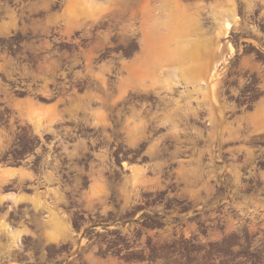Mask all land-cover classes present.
<instances>
[{
	"label": "flooded vegetation",
	"instance_id": "obj_1",
	"mask_svg": "<svg viewBox=\"0 0 264 264\" xmlns=\"http://www.w3.org/2000/svg\"><path fill=\"white\" fill-rule=\"evenodd\" d=\"M126 1L143 5L146 0H116V3L120 5ZM148 1L158 5L162 12L169 2ZM219 1L180 0L183 4L201 3L206 8L209 3ZM235 2L239 10L234 24L231 23L227 29L209 26L208 16L203 12L200 16L204 25L201 29H206V32L220 31L219 44L222 48L216 55L215 63L224 74L220 76L222 86L216 105L209 98L208 67L204 74L203 70L199 73L197 67H188L199 73L191 76L185 73L182 65H178L177 78L173 80L193 82L200 77L201 91H193L191 84L187 87L173 85L171 89L137 92V96L126 94L116 101L118 93L109 90L106 118L104 122L97 123L92 116L95 106H81L82 98L85 99L84 104L92 103L88 93L81 91V73L82 70L98 72L97 67L105 63L106 82L112 83L116 76H124L122 72L126 73L124 68L128 59L122 64L120 53L125 47L127 50V43L123 47L118 37L109 40L105 55H101L99 60L92 59L87 63L81 60L78 50L73 58L46 59L40 83H35L27 91L21 88L0 92L3 96L30 99L45 107L52 106V112L45 114L40 126L16 121L14 133L8 126L13 117L5 114L1 119L0 116V128L3 126L6 130L7 140L4 143L6 148L0 152V169L15 172L0 179V195L7 196L0 200V214L7 212L10 230H28L18 240L19 250L12 253L22 260L11 261L13 256L10 252V255L0 256V264H83L82 259L86 257L108 256L97 252L104 247L114 250L115 257H123L139 249L135 243L142 241L143 219L104 218L95 213L104 209L119 210L123 204L81 203L82 191L88 189L94 178L104 179L108 185L109 200H116L118 182L123 184L126 181L130 162L156 164L162 183L167 185L158 191L163 196L195 193L198 185L185 189L179 171L199 172L203 204L189 205L191 210L206 209L209 193L207 179L212 163L217 173L224 172L226 165L227 169L230 164L239 165L243 172H247L243 177L250 179L252 185L260 183L264 173V130L256 128L260 123L252 120L250 115L264 105V0ZM247 2L254 5L249 9L245 5ZM121 8L122 5L116 6L110 19L130 16ZM140 35L141 32L133 33V40ZM91 38L93 35L84 37L83 43H88ZM81 40V34L76 33L73 38L76 46L79 47ZM66 41L63 38L58 40L61 45ZM225 99L229 104L227 107ZM134 125H137V132L130 133ZM226 126L232 127L230 136L233 138L227 139ZM246 136H249L254 150L248 160L245 159V150L237 153L231 150L241 145L240 140ZM210 145L215 148L213 157ZM235 158L241 161H233ZM20 170L23 171L21 175ZM218 186L216 192L223 193L221 184ZM260 192L264 193V190ZM10 195H41L44 210L71 212V218L63 220L60 236L47 240L46 232L51 226L45 224L46 220L22 213L35 209L31 201L15 204ZM87 210L88 213L83 212ZM202 229H207V223Z\"/></svg>",
	"mask_w": 264,
	"mask_h": 264
},
{
	"label": "rangeland",
	"instance_id": "obj_2",
	"mask_svg": "<svg viewBox=\"0 0 264 264\" xmlns=\"http://www.w3.org/2000/svg\"><path fill=\"white\" fill-rule=\"evenodd\" d=\"M121 5V10L129 12L130 16L119 20L110 19L114 8ZM237 5L235 0H221L209 3L206 8L201 3L183 4L180 0H169L167 8L162 12L158 5L148 0L143 5L128 1L119 5L116 0H0V92L21 88L27 91L35 83H40L46 59L73 58L78 50L81 60L87 63L92 59L99 60L101 55H105L109 40L118 37L123 47L127 43V50L125 47L120 53L122 64L128 59L124 68L126 73L122 72L124 76L120 74L112 83L106 82L105 63L97 67L99 73L93 70H82L81 73V91L87 92L89 101H92L91 104H84L85 99L82 98L81 106H95L92 116L97 123L104 122L106 118L109 90L118 93L114 99L116 101L126 94L137 96V92L171 89L173 85L187 87L191 84L193 91H201L200 77L193 82L173 80L177 78L178 65H182L185 73L191 76L199 75L202 70L204 74L208 67L209 98L216 105L222 86L220 76L224 74L223 69L209 55L196 59L193 52L209 48L214 49L218 55L222 48L219 44L220 31L208 30L209 34H200L206 32V29H201L204 25L200 16L202 12L208 16L209 26L227 29L231 23L234 24V17L239 10ZM245 5L250 9L254 3L247 2ZM116 30L118 32L113 34ZM140 32L141 35L133 40L132 34ZM76 33L82 37L79 47L73 41ZM142 33L149 34V42L143 43ZM91 35L92 40L83 43V38ZM62 38L68 42L61 45L58 40ZM155 38L159 39V43ZM229 48L232 52L231 45ZM188 67H197L199 73ZM228 105L225 99V106ZM49 112H52V106L45 107L30 99L0 95V116L1 119L5 114L13 117L8 125L12 133L16 131V121L40 126L45 114ZM250 117L260 123L256 128L264 130V105ZM225 129L229 135L227 139L233 138L230 136L232 127L226 126ZM136 132L137 125H134L130 133ZM5 133L2 126L0 152L6 148ZM240 142L241 145L231 150L234 153L245 150V159L248 160L254 151L250 146L251 140L246 136ZM209 151L213 157L215 148L212 145ZM233 161L241 160L235 158ZM155 166V163L130 162L126 181L123 184L118 182L116 200H109L108 185L102 178L92 179L88 189L82 191V204H123L119 210L96 211L101 217L129 218L134 221L143 219L144 228L142 241L135 243L139 249L134 252L115 257L114 250L104 247L97 252L108 256L86 257L82 259L83 264H264V193L260 192L264 190V173L260 183L252 185L250 179L243 177L247 172H243L239 165L230 164L228 169L226 165L224 172L217 173L213 163L210 164L206 209L191 210L188 209L189 205L203 204L201 174L196 170L179 171L185 189L196 185L198 189L193 194L163 196L158 191L167 185L162 183ZM13 171L0 169V179L14 175ZM218 184H221L223 193L216 192ZM6 197L0 195V200ZM10 197L15 204L31 201L35 209L24 210L22 213L46 220L45 224L51 226L46 232L47 240L60 236L63 220L71 218V212L44 210L41 195ZM6 214H0L1 258L5 254L10 255V252L11 255L17 252L21 234L28 232L26 228L10 230ZM204 223H207V229H202ZM10 260L18 262L22 258L14 255Z\"/></svg>",
	"mask_w": 264,
	"mask_h": 264
},
{
	"label": "crops",
	"instance_id": "obj_3",
	"mask_svg": "<svg viewBox=\"0 0 264 264\" xmlns=\"http://www.w3.org/2000/svg\"><path fill=\"white\" fill-rule=\"evenodd\" d=\"M200 34L202 33H206L209 34V32H199ZM193 56L196 57V59H199L200 57H202L203 55H209L211 57V60H215L216 59V53L214 49H209V48H201L198 51H194L193 52ZM194 80V79H192Z\"/></svg>",
	"mask_w": 264,
	"mask_h": 264
},
{
	"label": "bare ground",
	"instance_id": "obj_4",
	"mask_svg": "<svg viewBox=\"0 0 264 264\" xmlns=\"http://www.w3.org/2000/svg\"><path fill=\"white\" fill-rule=\"evenodd\" d=\"M146 12V11H145ZM169 15H170V17L172 16V14L171 13H169ZM145 16H146V14H145ZM145 16H144V18H145ZM227 27H228V25H227ZM172 35V34H171ZM148 37V38H147ZM158 38H159V36H158ZM148 39H149V34L148 35H145V33H142V40H143V43L145 44V43H147V42H149L148 41ZM155 39H157V38H155ZM166 39V38H165ZM177 41H178V39L177 38H175ZM159 39H157V41H158ZM162 40V39H161ZM155 43V42H154ZM158 43H159V41H158ZM156 44H157V42H156ZM166 44V43H165ZM155 45V44H154ZM178 55H176V57H177Z\"/></svg>",
	"mask_w": 264,
	"mask_h": 264
}]
</instances>
